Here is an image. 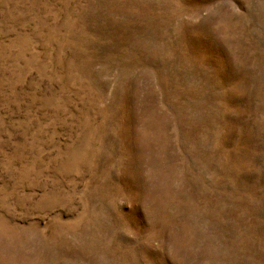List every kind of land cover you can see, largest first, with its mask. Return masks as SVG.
Here are the masks:
<instances>
[{
  "label": "rangeland",
  "instance_id": "1",
  "mask_svg": "<svg viewBox=\"0 0 264 264\" xmlns=\"http://www.w3.org/2000/svg\"><path fill=\"white\" fill-rule=\"evenodd\" d=\"M0 264H264V0H0Z\"/></svg>",
  "mask_w": 264,
  "mask_h": 264
}]
</instances>
